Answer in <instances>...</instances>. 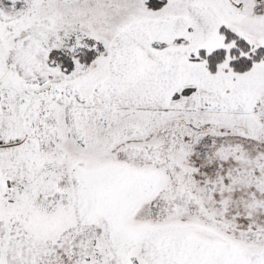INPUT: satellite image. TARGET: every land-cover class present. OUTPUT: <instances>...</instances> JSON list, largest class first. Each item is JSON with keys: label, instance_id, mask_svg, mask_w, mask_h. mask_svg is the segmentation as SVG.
<instances>
[{"label": "snow or ice", "instance_id": "1", "mask_svg": "<svg viewBox=\"0 0 264 264\" xmlns=\"http://www.w3.org/2000/svg\"><path fill=\"white\" fill-rule=\"evenodd\" d=\"M0 264H264V0H0Z\"/></svg>", "mask_w": 264, "mask_h": 264}]
</instances>
